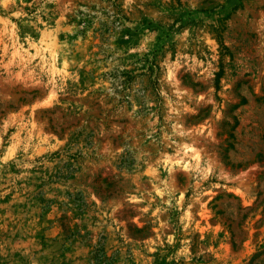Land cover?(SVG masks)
Here are the masks:
<instances>
[{"label": "rangeland", "instance_id": "obj_1", "mask_svg": "<svg viewBox=\"0 0 264 264\" xmlns=\"http://www.w3.org/2000/svg\"><path fill=\"white\" fill-rule=\"evenodd\" d=\"M0 264H264V0H0Z\"/></svg>", "mask_w": 264, "mask_h": 264}, {"label": "trees", "instance_id": "obj_2", "mask_svg": "<svg viewBox=\"0 0 264 264\" xmlns=\"http://www.w3.org/2000/svg\"><path fill=\"white\" fill-rule=\"evenodd\" d=\"M219 76H220L219 72H216L214 75L215 88L217 87V80H218Z\"/></svg>", "mask_w": 264, "mask_h": 264}]
</instances>
